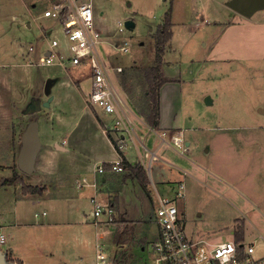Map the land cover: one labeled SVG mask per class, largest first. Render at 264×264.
<instances>
[{
  "label": "rangeland",
  "instance_id": "obj_1",
  "mask_svg": "<svg viewBox=\"0 0 264 264\" xmlns=\"http://www.w3.org/2000/svg\"><path fill=\"white\" fill-rule=\"evenodd\" d=\"M24 1L0 0V203L5 202L7 207L13 197L25 190L22 182H7L16 172L24 184L35 189L43 190L69 180L72 194L78 193L74 178H67L58 167L54 168L53 164L58 162L68 165L71 154L57 151L55 144L52 147L53 141L66 137L67 146L77 149L81 161L87 158L86 151L97 144L96 152L89 154L94 164L99 161V154L109 156L111 148L96 122L105 125L112 121L113 114L90 102L89 108L83 107L81 98L87 97L91 84L88 65L69 66L67 70L56 64L38 65L40 55L49 49L52 38L60 41L56 50L66 52L62 23L52 17H40L49 6L54 7L55 0H35L33 11L30 2L25 10ZM91 1L94 8L103 12V20L111 27L107 31L98 29L102 39L108 41L101 42L100 47L114 85L140 111H146V85L140 71L152 64L154 35L171 6L172 35L162 54L161 71L169 81L170 78L176 81L163 87V99L177 102L185 136L199 140L197 147L189 148H193L190 154L196 155L210 145L207 156L218 164L219 174L226 178L223 172L236 175L235 179H227L233 189L218 193L188 175L181 176L174 168L172 175L163 172L162 178L153 175L152 166V172L146 169V186L138 190L137 203L141 206L137 208L150 222L153 232L140 234L134 231V225L124 236L121 234L120 264H156L152 248L157 231L156 192L160 196H173L184 232L190 239L232 240L236 237L235 230L244 222L242 241L254 243L257 251L263 253L264 173L257 167L259 164L264 167V8L251 16H243L226 6L228 0ZM128 19L134 21V27L125 25ZM28 22L32 27L31 24L28 27ZM119 22L123 27L121 31ZM49 28L53 29L50 35L47 34ZM125 41L127 51L113 47ZM29 47L33 51H29ZM116 66L122 70L116 71ZM46 78L54 80L47 95L43 93ZM49 95L53 97L49 105H42ZM206 95L212 100L209 104L204 101ZM32 98L37 99L41 107L27 114L25 110ZM167 107L170 109L168 104ZM31 120L38 122L41 148L36 170L25 174L17 166V154L21 134ZM53 150L56 156L48 153ZM106 167L109 170L96 175L113 173L120 177L121 171L112 172L108 165ZM163 167L167 169L166 165ZM173 177L185 180L186 188H178L184 190L183 195L181 191V195L172 192L173 185L166 178ZM236 188L243 196L234 190ZM26 205V218L33 222L36 218L33 212H41L40 205H32L30 201ZM47 208L51 213V206ZM3 234L6 236L7 232ZM112 249L113 244H109L106 250L109 255L103 264L118 263Z\"/></svg>",
  "mask_w": 264,
  "mask_h": 264
},
{
  "label": "crops",
  "instance_id": "obj_2",
  "mask_svg": "<svg viewBox=\"0 0 264 264\" xmlns=\"http://www.w3.org/2000/svg\"><path fill=\"white\" fill-rule=\"evenodd\" d=\"M55 1L53 2V5L55 4ZM28 2H30L29 7L31 11H33L36 1L25 0V10H27L26 7ZM90 2L94 12L95 29L102 35L98 27L104 31L110 30L111 27L105 22V20H103V12L99 11L98 8H94L93 2L91 0ZM30 9L28 10L30 11ZM231 10L234 13H237L233 9ZM42 13L40 17L42 16ZM36 16L39 19L38 15ZM33 23L35 22L33 21ZM30 24L32 27L31 22L27 23L28 27H30ZM120 24L122 23L119 22L118 25ZM39 29L41 30V28ZM48 30L47 34L49 35L51 29L49 28ZM41 37L43 36L41 35ZM102 40L103 43L108 42L106 39ZM115 45L116 44H114L113 47L117 49ZM29 51H33V48L29 47ZM102 51L104 53L103 49ZM65 70H67V68ZM87 74L90 78L89 69ZM170 79V81L165 82L161 86L159 92L160 117L158 129H154L147 123L145 119V111L138 110L131 100H129V97H125V95L123 96L122 92L119 91L116 86L121 94L123 103L126 105L125 114L130 121V130L124 131L125 145L121 150L123 157L132 166L140 164L144 171L147 169L149 173L152 166L153 175L156 174L157 177H161L163 172H169L170 175H172L174 168L175 172H179L181 176L188 175L192 180L203 183L214 192L220 193L223 190L228 192V190H230V188L233 189L234 186H232L227 179H235L236 175H232L229 172H223L227 176L226 178L219 174L220 169L218 168V164L210 159V156H207L211 150L210 145L203 150L198 151L196 155L190 154V152L193 151V148H189L197 147L199 145V140L195 136H185L181 127V111L177 110V102L163 99V87L166 84L175 83L176 81L174 78ZM81 99L84 101H82L83 107L89 108L88 106L90 104L87 102V97L83 96ZM167 104L170 109L167 107ZM123 110V108H120L118 118L123 116ZM85 113L86 115L91 114V116H93L92 113ZM116 117L117 114H113V119ZM96 123L111 148L110 155L99 154V161L95 164L89 157V154L96 152L94 150L98 149L97 144H93L90 149L86 151L88 156L84 161L78 160V152L74 146L70 148L67 146L68 139L66 137H62L59 141H53L52 144V147L55 144L57 151L70 152L71 158L68 165H61L60 162L54 163L53 165L54 168L58 167L60 172H62L67 178H74V188L78 190L77 194L74 192L72 194L71 190L68 188L69 180H67V183L65 181L54 187L44 188L39 194L22 193V191H20L18 196L11 199V205L8 207L4 205L5 202L0 203V231L7 232V235L5 236L6 243L3 248L0 246V253L4 254L5 260L13 264H81V262L86 261L90 264H95L98 249H102L107 257L109 255L106 251L107 247L109 244H113L112 251L113 255L116 256L115 262L120 264V258L118 257L120 255L121 234H125V231L132 229L131 227L134 228V225V231L136 230V232L140 234L142 233L145 235L149 233V231L153 232L150 230V222L144 219V214L139 213L137 208L141 206L137 203L139 199L138 193L141 186H146V172L145 178L142 182L138 177H135L134 172L129 170L128 167H125V165L124 170L120 173V177L113 175V173L110 176L99 177L96 175L99 173L97 171V166L100 163L106 164L119 157L113 143L114 140L103 131V123H100V125L98 122ZM177 130L183 132L184 146L181 149L174 148L169 140L170 135ZM52 137L57 138L53 135ZM256 149H258V147H256ZM48 153L56 156L54 150L53 152L49 151ZM134 153H136V155ZM152 156L154 157L152 158ZM163 165H166L167 169L164 168ZM257 168H259V172L262 174L264 173V167L262 164H259ZM107 170L109 169L106 167L102 173H105ZM141 174L143 173L141 172ZM177 177L166 178V181L173 185L171 190L174 194L177 195L176 192L181 191L183 195L184 190L182 191L178 188H186L185 180H180ZM104 187H106V189H104ZM83 189L85 190L84 192L82 191ZM234 190H238L237 192L242 195V191L238 188ZM156 194L158 200L161 197H166L160 196L157 192ZM83 197L86 198L87 201H85ZM92 197H96L104 206H108L113 210L114 221L109 223L105 221L103 219L104 216H102L98 224H94V218L91 216ZM166 198L172 201L174 200L173 196ZM28 201H30L32 205H40L41 212L35 211L33 214L36 218L41 216V219L36 220L35 218L33 222L27 220L26 202ZM48 206H51V213H48ZM2 219L3 221H1ZM154 219L157 225L155 215ZM241 227L242 232L240 238L243 239V231L245 228L244 222ZM158 231L157 225L154 241L158 237ZM256 254L264 256V252L259 253L257 249Z\"/></svg>",
  "mask_w": 264,
  "mask_h": 264
},
{
  "label": "built area",
  "instance_id": "obj_3",
  "mask_svg": "<svg viewBox=\"0 0 264 264\" xmlns=\"http://www.w3.org/2000/svg\"><path fill=\"white\" fill-rule=\"evenodd\" d=\"M42 16L52 17L63 25V34L67 42L66 52H59L60 41L52 38L49 49L39 57L38 65L56 64L63 69L69 66L88 65L91 84L87 94V102L94 103L103 108L106 113L117 114L112 121L103 126V131L113 138L116 147L121 151L124 148V131L130 130V121L125 114L126 105L121 99V94L114 85L111 70L100 47L103 41L99 31L94 26V12L90 0H56L54 7L43 11ZM119 30H123L122 24ZM52 29L49 32L51 33ZM115 47L127 51L125 41ZM47 52V54H46ZM33 64V62H32ZM120 72V66L115 67ZM120 108L123 116L118 118ZM164 134V133H163ZM174 148L184 146V137L181 130L174 131L169 137ZM122 155L106 163L112 171L124 170ZM154 156H152L153 158ZM104 163L97 166V171L102 173ZM180 195V192H176ZM156 208V222L158 237L153 242L156 264H264V256L256 254L254 243H244L243 239L212 242L206 239L193 240L186 236L183 222L174 202L166 197L158 200ZM94 224L100 219L112 222L113 210L104 206L96 197L91 198ZM5 243V235L0 231V245ZM106 255L98 249L95 264H103Z\"/></svg>",
  "mask_w": 264,
  "mask_h": 264
},
{
  "label": "trees",
  "instance_id": "obj_4",
  "mask_svg": "<svg viewBox=\"0 0 264 264\" xmlns=\"http://www.w3.org/2000/svg\"><path fill=\"white\" fill-rule=\"evenodd\" d=\"M171 6L168 7L163 22L158 25L157 31L155 33V42H154V58L152 64L141 69L142 77H144V83L146 85L145 96H146V111L145 119L147 123L152 126L154 129H158V122L160 117V97L159 92L161 86L169 81L161 71L162 68V54L165 50V45L171 38ZM114 146L119 155H122L121 151L116 147L115 142L113 141ZM123 157V155H122ZM123 164L125 167H128L129 170L134 172V176L142 182L145 178V171L140 164L132 166L126 161L123 157ZM107 166V165H105ZM141 172L143 174H141ZM130 175V174H129ZM10 184L22 182V188H25L24 193H41L40 187L35 189L23 183V178L14 173L13 176L7 181ZM235 236L237 239H241L240 235L242 232V227H238L235 230Z\"/></svg>",
  "mask_w": 264,
  "mask_h": 264
},
{
  "label": "water",
  "instance_id": "obj_5",
  "mask_svg": "<svg viewBox=\"0 0 264 264\" xmlns=\"http://www.w3.org/2000/svg\"><path fill=\"white\" fill-rule=\"evenodd\" d=\"M226 5L243 16H251L255 11L264 8V0H228ZM127 27H133L134 23L131 19L125 21ZM47 54V52H46ZM54 83L53 78H47L44 82L43 90L44 94L50 93V87ZM52 95H49L42 105H49V101L52 99ZM206 104L211 103V98L209 95L204 97ZM41 103L32 98L31 102L27 106L25 112L31 113L37 111ZM41 147V141L38 132V122L37 120L29 121L22 134L20 146L17 154V166L19 170L25 174H31L35 170V162L38 152ZM0 264H13L4 258V254L0 253Z\"/></svg>",
  "mask_w": 264,
  "mask_h": 264
}]
</instances>
